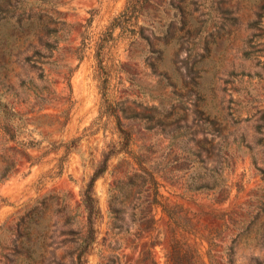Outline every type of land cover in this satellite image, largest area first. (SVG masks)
Wrapping results in <instances>:
<instances>
[{"label":"rangeland","instance_id":"374dc122","mask_svg":"<svg viewBox=\"0 0 264 264\" xmlns=\"http://www.w3.org/2000/svg\"><path fill=\"white\" fill-rule=\"evenodd\" d=\"M127 3L0 0V99L28 133L0 131V264H77L82 193L109 154L85 264H166L173 239L206 264H264V0L149 2L144 34L105 51L115 112L101 116L94 44ZM80 136L59 160L53 145Z\"/></svg>","mask_w":264,"mask_h":264},{"label":"trees","instance_id":"16d2710c","mask_svg":"<svg viewBox=\"0 0 264 264\" xmlns=\"http://www.w3.org/2000/svg\"><path fill=\"white\" fill-rule=\"evenodd\" d=\"M152 0H128V3L124 10H122L117 16H115L110 23L106 26L105 30L101 32L98 39L95 41V56L97 59V68H96V76L99 81L100 90L102 93V105L106 111H102L101 116L103 115H113L114 108L112 105V101L109 97L108 90L110 88L111 77L108 71V66L105 61V51L107 48L111 46L110 43L112 41L117 40L119 37L133 33V34H144L145 25L140 24L138 22V18L142 14V11L146 7V5ZM119 29L120 32L116 34V30ZM89 37H86L82 41V45L78 47L79 58L83 59L84 50L88 47ZM100 118L98 119H101ZM119 132L120 136L123 139V149L120 150L128 153H132L129 149L132 143V137L129 131L122 127L121 122L119 123ZM26 117L25 113L19 111L15 105L9 101H4L0 99V131L1 134L7 140L19 141V138L22 134H26ZM91 128V127H90ZM98 130V129H97ZM28 134V133H27ZM82 137H77L71 139L67 142H61L57 146L54 144L56 148H64V154L59 160H66L72 148L75 144L80 141ZM23 144L27 147H39L40 140L35 137H30L27 140L23 141ZM112 155H107L102 162V165L95 170L92 175L89 183L86 188L83 190V203L85 206L86 217H87V233L83 237L81 243L78 246V259L77 264H85L86 261L83 259V256L89 252L90 247L95 241L96 235V223L98 216L100 214V208L98 206V199L96 197V193L94 191L95 181L98 177H100L108 168V161ZM61 171L57 172L60 174ZM159 203L163 206L164 212L168 214L170 220L180 227L181 229L192 233L193 228L190 223L191 219H186L182 221L181 216H179L178 211H176L175 207H169L166 204ZM166 264H206L202 258V255L199 253L197 249L192 247L187 241H181L179 239H173L172 243L169 246V249L166 253ZM230 264H233V260L230 259Z\"/></svg>","mask_w":264,"mask_h":264}]
</instances>
